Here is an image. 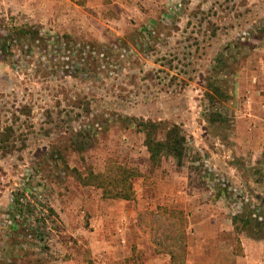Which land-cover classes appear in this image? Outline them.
Segmentation results:
<instances>
[{"label":"rangeland","instance_id":"1","mask_svg":"<svg viewBox=\"0 0 264 264\" xmlns=\"http://www.w3.org/2000/svg\"><path fill=\"white\" fill-rule=\"evenodd\" d=\"M2 37L0 264L217 261L264 238V140L236 137L255 129L238 128V80L264 70V0H0ZM211 84L228 100L213 107ZM140 121L181 127V166L150 163ZM111 161L138 170L133 200L72 172Z\"/></svg>","mask_w":264,"mask_h":264},{"label":"trees","instance_id":"2","mask_svg":"<svg viewBox=\"0 0 264 264\" xmlns=\"http://www.w3.org/2000/svg\"><path fill=\"white\" fill-rule=\"evenodd\" d=\"M2 39H4V42L0 43V52L1 54H8L10 47L7 39L6 37H2ZM210 88L206 96L213 107L221 99L228 100V93L223 91L221 87L211 84ZM209 121L212 124H216L223 123L226 119L223 118V115L219 111H216L214 115H210ZM138 126L140 132L144 134V146L149 154V161L154 167H158L165 157L174 158L178 166L183 164L186 153V136L180 126L172 125L166 128L163 138H160L163 128L158 123L140 121ZM72 172L82 184L102 190L103 196L106 199L131 201L135 198L134 181L139 177V172L136 169L128 168L111 161L107 164L104 172H95L90 167L84 174L77 169H73ZM259 210L260 213H256ZM51 212L55 214V211L51 210ZM250 213L251 216L244 219V224L246 226L254 224L256 228L262 227L263 224L259 220H261L263 211H261L260 207H253ZM236 221L237 217H234L233 222L235 224Z\"/></svg>","mask_w":264,"mask_h":264},{"label":"crops","instance_id":"3","mask_svg":"<svg viewBox=\"0 0 264 264\" xmlns=\"http://www.w3.org/2000/svg\"><path fill=\"white\" fill-rule=\"evenodd\" d=\"M238 80L239 87V102H240V119H238V128L240 123L246 122L255 124V129L241 133H237V139L240 141L245 140H264V70L259 71L256 69L248 68L245 73L240 72ZM250 97V106L246 105V99ZM247 111V114H244ZM245 115L251 116L247 117ZM247 131V130H246ZM264 171V170H263ZM181 193V192H180ZM232 216H235L233 214ZM208 218V215H207ZM214 222L213 228H218L220 234H234L237 231V226L233 222L234 218L226 217L221 214H214L211 217ZM202 223L194 224V235H198V231ZM245 231V230H243ZM246 233V232H244ZM241 253L235 254L234 247H228L225 258L218 259L217 261L212 257L211 260H188L186 264H264V238H258L256 236H242L241 238ZM189 256H192L190 251ZM148 264H170L164 259L158 258L154 262Z\"/></svg>","mask_w":264,"mask_h":264}]
</instances>
